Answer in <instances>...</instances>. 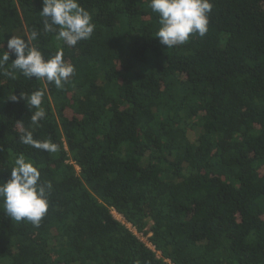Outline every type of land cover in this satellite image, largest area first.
Segmentation results:
<instances>
[{
  "label": "trees",
  "instance_id": "1",
  "mask_svg": "<svg viewBox=\"0 0 264 264\" xmlns=\"http://www.w3.org/2000/svg\"><path fill=\"white\" fill-rule=\"evenodd\" d=\"M211 2L205 36L167 48L149 0H79L95 28L75 46L44 32L43 0H0V57L35 30L74 67L57 88L0 66V182L24 154L52 184L39 226L0 201V264H264V0ZM41 89L32 125L10 97Z\"/></svg>",
  "mask_w": 264,
  "mask_h": 264
},
{
  "label": "clouds",
  "instance_id": "2",
  "mask_svg": "<svg viewBox=\"0 0 264 264\" xmlns=\"http://www.w3.org/2000/svg\"><path fill=\"white\" fill-rule=\"evenodd\" d=\"M148 6L159 17V28L154 37L167 48L185 44L196 33L205 36L210 22L209 14L213 9L211 0H149ZM40 15L44 18V32L55 33L56 40L62 41L64 45L75 46L79 41L89 39L94 32L91 13L79 0H43ZM39 35L34 30L27 40L11 36L7 50L0 57V66L7 63L10 56H15L11 62L12 69L20 70L29 79H46L49 83L54 82L57 88H62L63 82L73 74L74 67L65 62L63 47L46 57L39 48L32 46L30 42ZM5 74L12 79L16 78L15 72ZM44 95L45 91L41 89L31 94L21 92L19 97L13 94L10 99L13 102L25 101L32 111L31 124L38 125L46 116L42 107ZM20 142L49 153L58 150V145L50 140L35 139L33 131L29 129L24 130ZM51 189V182L41 180L39 167L24 154H20L11 169L10 179L0 182V201L4 212L12 220H26L39 226L49 208Z\"/></svg>",
  "mask_w": 264,
  "mask_h": 264
},
{
  "label": "rangeland",
  "instance_id": "3",
  "mask_svg": "<svg viewBox=\"0 0 264 264\" xmlns=\"http://www.w3.org/2000/svg\"><path fill=\"white\" fill-rule=\"evenodd\" d=\"M114 215L119 219L121 220L122 222L126 223L142 240H144L145 242H147L148 245H150L152 248H154L151 243L147 240V237H145L141 232H138L132 225L131 223H128L124 217L119 214L118 212L116 211H113Z\"/></svg>",
  "mask_w": 264,
  "mask_h": 264
}]
</instances>
